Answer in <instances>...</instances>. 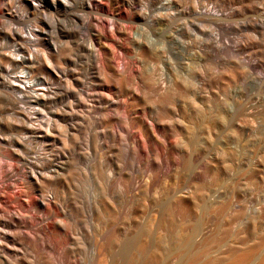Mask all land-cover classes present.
Segmentation results:
<instances>
[{
	"label": "rangeland",
	"instance_id": "rangeland-1",
	"mask_svg": "<svg viewBox=\"0 0 264 264\" xmlns=\"http://www.w3.org/2000/svg\"><path fill=\"white\" fill-rule=\"evenodd\" d=\"M2 1L3 0H0V7L1 3H4ZM6 1V7H10L11 5L13 6H11V8H6L4 6L5 10L0 8V15L3 14V16H0V18L3 19V22L0 19V42H2L0 43V48L3 52L4 49H10L8 46H10V43L12 44V41H14L12 38L20 40L23 38L22 40H25L26 42L27 40L25 37L27 36V32L38 27L42 32L39 36L35 35L37 38L39 37V48H45L48 50L50 48L49 44L51 41L52 43H56L59 50L54 52L57 59H45L41 62L38 69H36L37 72L33 69L32 70L34 72H31L32 70L30 68L25 65V67L22 66L24 71L26 69L29 74L31 72L30 76L32 75L31 77L34 80L39 79V77H47L50 81H54L55 83H53L56 86L57 83H59L57 86L58 88L55 87L54 95H50L52 98L49 96V100L48 97H46L47 100L44 99V102L42 99L37 100L36 102V99L31 97L28 98L27 95H24L21 99L12 103L4 98L6 96L2 90H0V97L4 96L3 98H0V138L6 137V139H9L20 136V133L17 132H21V134L24 133L25 130H23V127L30 122H33L34 118V122L38 119V121L41 120L38 122L40 125L43 118L45 119L46 117L47 119V117H50L51 119L53 115L50 113L48 114L46 112L47 110L45 111L46 108L43 109V107H49L50 102L52 103V106L49 108L52 107L54 109V106L57 109L62 108L60 110L58 109V116L52 117L56 120V123H54L55 121H52L53 119L51 120L52 132L50 129L48 133V140L50 141L51 139L50 143L48 140L45 142V140H40L37 136H35L36 138L32 136L34 139L32 137L30 138L32 139L30 144L33 146V143L35 142L34 147H37L39 151L42 149L43 154L46 150L47 154L45 153L46 155L44 156H46L47 160L51 161H47L50 164L46 162L45 165L52 168H58L56 173L57 175L54 174L53 178L55 179L61 176L60 179H64L65 181H63L67 183H65L61 189V197L63 194L62 198L65 201V203L63 201L65 208L64 206H56L57 209L54 207V212H57L55 214L58 217L60 216L59 220L63 230L60 231V234H54L49 232L50 222H41V226L42 224L46 225V227L43 225L42 228H44L46 232H49H47L48 236L45 235L46 241L44 240V243L49 242V244L45 243L47 246H45L46 248H43L44 251L43 249H41L42 251L37 249V251H39L37 252L35 250L37 247L35 246L40 244L39 241H35L36 243L29 241L31 244L28 242L29 246L22 255L25 258V264H89L91 263L90 259L92 258V249L93 247L96 248L99 242V237L96 236L97 234L100 235L101 239L102 237L104 239L108 236L107 240V237L105 238L106 243L111 242L108 240H111L112 238L115 241L117 240V242H115L116 245L113 241V244L117 248L121 241L126 238L129 233L133 232V229L130 227V223L133 221V218H131L133 214L131 213V208L135 205L134 203H138L135 205L138 206V208L144 207V209H146L144 210V214H148L149 211L148 208H145L146 205L150 207L149 205H153L158 201L163 202V200L164 202L166 201L168 206L170 205L171 209L169 207L168 210H174L170 211L172 214L175 212L173 215L167 210L171 216H175L177 213V217L179 216L178 219L181 220L180 214L178 213L179 211L177 210L179 209L180 213L185 212L186 217L184 214L183 216L187 219L185 220L182 218V220L184 219L188 224L196 218L200 220L199 222L202 225L212 224V229L210 230L211 233L207 232L202 234V236H195V245H202L201 247L205 249H216L218 246L224 247L225 245L228 247L229 243V246H234L235 244L238 246V243L235 242L240 237L243 242H246V231L249 232L251 230L254 231L255 235L263 237V244L261 248L263 249L262 253L264 254V0H179L181 6L185 7V9L182 10L181 15H177V17L174 15L173 19L172 17H165L162 20L156 19L154 21L148 19L147 22L129 24V27L127 24L124 34L119 32L121 27L119 0H91L92 6H94L91 10L83 4L84 0H67L71 3V6H69V3V7L58 1L54 8L48 7L46 4L47 0H43L42 7L38 11H34L29 8L30 5L27 4V2H30L31 0ZM155 1L156 0H139L136 2L138 4L140 3L139 5L141 8L149 10L150 12L153 11L152 13H154L161 6L159 0L156 1L157 3ZM18 8L19 10H17ZM206 8L211 9L214 14L218 15L201 16L200 14L195 15V12H193L194 10L200 12ZM15 11L19 14L17 13L16 15ZM92 11L94 12L93 15ZM11 12L12 15H9ZM22 12L24 14H21ZM10 16L14 17L10 19ZM19 17L21 19H19ZM124 18L126 19V17ZM35 19H38L36 21L37 23L35 22ZM32 23L36 24L38 27L35 28ZM11 26H13V28ZM8 27H10L9 29H12L9 30ZM44 27H46L47 30ZM94 29H96V31H94ZM16 30L18 31L17 33H15ZM7 31L8 34H6ZM87 31H89V33ZM20 32L21 34H19ZM16 34H18L20 38H18V35ZM174 34L175 36H178V38H176ZM82 35H84V37L86 36L84 39L85 42L89 41L92 45H95V49L98 50H96L97 53L101 56L100 58L102 61L100 60L101 63L99 65V71L93 69V63L95 62L93 57H91L89 50L78 43V38L83 37ZM162 35H164V40ZM15 36H17V38ZM167 37L170 39L167 40L168 43L165 41L168 39ZM6 38L10 43L6 41ZM177 39H181L180 42ZM4 41L5 43L7 42V45L3 43ZM26 44L28 45L29 43L26 42ZM96 44H99V47H96ZM142 45H149V47L153 49L158 48L162 49V51L165 50V56H167L172 62L174 61L172 64L169 60L170 65H174L175 63L174 66L176 68L168 70L166 65H163L162 62H157L153 59L147 58V56L140 50ZM166 46H174L175 48L173 49L171 47L172 49H169V47L167 48ZM30 47L34 46L30 45ZM179 47H183L180 50L184 53L178 50ZM132 49L137 51L139 54H137L139 59L136 61V64H139V66L141 65V67L144 68L148 64L152 65L153 63L152 66H155V71L153 70L154 74L151 72L152 75H134L128 74L125 71L126 58L132 53ZM170 50L175 51L172 52ZM171 55L174 57L176 56V61ZM177 56L183 57L178 58ZM172 57L174 59H172ZM3 58L5 57L2 55L1 60L6 61ZM179 59L180 61H178ZM152 60L155 63L150 62ZM46 61L49 62L47 63ZM3 62L1 61V66L3 65ZM156 63H158L157 65L159 66H157ZM5 64L6 62L2 67H0L5 68L7 66V64ZM160 68L163 69L160 70ZM20 69L21 67L15 68L12 72H17V70L19 71ZM171 70L174 71H172V74ZM156 71H158L159 74H157ZM116 72H119L120 76V81L118 82H116L113 78V74ZM166 72L168 74H166ZM176 72L178 76H176ZM45 73L48 74L46 75ZM160 73L162 74L160 75ZM180 73L181 76H179ZM165 75L167 77L169 76L172 87L166 91L167 94L166 92H155V95L153 89L150 90V88L153 87L151 85L152 82L148 81H152L154 78L158 79ZM173 76H176V78L174 77V79ZM144 77L145 80H148L145 81ZM58 78L60 79L57 80ZM53 79H56V81ZM180 79L182 80V85L184 86L182 89H184V91L181 88H179L180 90L177 88L178 82L175 80ZM135 81L137 82L136 85ZM129 82L132 83L133 86L129 85ZM101 83L104 87L102 90L99 88ZM129 87L132 89L134 88L132 90L134 91L132 92L133 95L128 89ZM135 89H137V91ZM174 89L178 90L176 91L178 94L174 93ZM126 91L128 93H126ZM179 91L181 92L179 93ZM14 92L18 94V90H15ZM94 94L97 95L96 98V95ZM153 94L155 97L152 96ZM174 94L176 96H174ZM99 96L102 98L99 99ZM108 96L114 101L109 99ZM159 97L161 100H158L161 103L157 102L158 100L155 99ZM5 99L6 102H4ZM32 101L33 103H31ZM40 101L42 102V106H40ZM29 104H32V107ZM34 105L38 106L35 107ZM12 106L16 109L18 108V111L21 110L19 114H17L18 111L16 109L11 108ZM137 106L139 108H137ZM141 106L143 107V110H141ZM26 108L29 109L25 110ZM115 108L119 109L115 110ZM123 108L125 110H122ZM41 109H43L45 114H43ZM120 109L123 112L120 111ZM22 111L24 113H22ZM116 111L118 114L119 112H122L119 115V121L116 120ZM35 112H39V114H36ZM26 114H29L28 117ZM123 114L130 119L132 118L133 120H136L134 121V124H132L133 127L131 124L130 127L133 129L136 126V131L138 132L134 131V129L133 131L136 132L137 135L138 133H141V141L142 139L145 141L148 137H150L149 139L151 140V145H149V139V141L146 140L147 142L142 141L141 143L143 147L145 145V147H148H144L146 151L145 149L142 150L139 148V145H135L130 142V139L126 137L125 133L120 131V116ZM141 117H143V119ZM147 118L150 119L148 120ZM23 120H25V122ZM140 120H143V124ZM22 122L24 124H21ZM44 122L45 121L43 120V123ZM139 124L145 126L146 128L141 127ZM149 124L151 126H155V128L151 127V130H148V128H150ZM137 126H139V128ZM17 127L20 128L17 130ZM114 128L119 130V135H116L114 137L115 139H111L114 135L111 129ZM139 129H141V131H139ZM144 129H146L147 133H144ZM147 130L150 133H148ZM158 132H160V134ZM161 132L165 133L161 134ZM13 133L18 135H13ZM40 133L41 132H39V134ZM50 133L52 137L50 136ZM39 134L36 133V135ZM147 134L151 135L147 136ZM165 136L168 138L166 139ZM157 138H160V143ZM53 139L54 141L52 142ZM152 139L157 143L154 142L155 144L153 145ZM163 140L164 142L166 140H170L171 142L166 141V145H164ZM40 141L41 144H39ZM44 142L46 144L43 146L42 144H44ZM146 143L149 144L147 145ZM161 144L163 145L161 146ZM41 145L44 148L41 147ZM176 145L179 146V148L177 146V150L174 149L176 148ZM4 147H6V145ZM49 147L53 150L51 151ZM61 147L63 148L61 149L62 151L59 149ZM164 147L165 149H162L161 151L160 149ZM150 148H152V150H150ZM131 151L135 152L131 153ZM144 151L146 153L149 152L148 155H146ZM152 151L155 152V154ZM56 152L58 154H56ZM59 152H63L64 154ZM149 154L152 158L149 157ZM160 154L161 159L159 157ZM61 155L66 158H61ZM49 156L53 160L49 159ZM172 157L174 158L172 159ZM153 158L158 159L154 160ZM162 158H165V162L168 163L167 166L166 163H163L164 159ZM66 159L67 161H65ZM51 163L54 164L52 165ZM64 163L66 166L68 163V166H63ZM69 164H71V166ZM4 165L6 166V169L11 167L9 164L8 167L7 163ZM57 165L61 166L59 167ZM163 165L164 168L166 167V170L163 168ZM158 166H160V169ZM60 169L64 170L61 171ZM129 169H132V171H129ZM69 170H71V173H69ZM146 170H150V175L155 173L153 175L155 180H152L154 179L152 176V178L150 176L147 177L149 174ZM145 171L147 172L145 173L147 175L144 174ZM151 171L153 172L151 173ZM60 173L65 174L63 176ZM129 173H131L133 179L135 178V181H139V184H137L138 187H136L133 192L131 191L132 193L123 189L125 188L124 185L127 182L126 180L131 177ZM69 175H71L70 179ZM116 181L118 182L117 186L119 184L120 187L115 186ZM152 182L153 185L156 184L153 187H151L152 185L149 186V183L151 184ZM123 183L124 185H122ZM162 183L165 184L162 185ZM2 184H0V187L4 186L3 190H5L3 197L7 199L8 197L10 198V196L14 195L13 193L16 192L15 185H11L13 187H7L6 183L3 181ZM161 185L165 187L162 188ZM101 186L103 189L105 188V193L102 191ZM149 188L151 189L149 190ZM165 190L169 192L165 194ZM106 192L108 193L106 194ZM113 192H115V194ZM124 192L129 193L127 202V194ZM4 194H6V196H4ZM28 195L31 198L28 197ZM103 195H105V197L110 195L107 196V201L111 206H113V208L109 206V203L105 205L107 202ZM114 195H116L115 198H119H117L119 204L116 202L115 198H113L114 200L111 199V196L114 197ZM131 195L132 197L129 199ZM26 196L29 198L27 199V203L29 202L28 204H30V201L32 203L33 193L28 190ZM102 196V200L105 198V201H103L104 203H102L99 198ZM133 198H137L139 201L141 200V205ZM134 200L136 202H134ZM154 200L157 201L155 202ZM182 200L183 202H181ZM112 201L114 202L112 203ZM143 201L146 205L145 203L143 204ZM115 202L119 205V207L114 204ZM124 202H126V204ZM129 202L130 205H128ZM102 204L103 206L105 205L106 210H104L105 207L103 209V206H101ZM107 205L111 208L108 209L112 212L116 211L115 208L118 207V209L116 212H111L112 214L109 215ZM114 205L117 207H114ZM122 205H125V207L123 206L122 208ZM94 206H97L96 208L98 209H103L101 210L102 216H99L101 219L105 216L102 219L103 224H105L104 221L108 218L107 215H109L108 219L110 220L106 221L103 229H106V227L110 224L112 225L113 222L110 223V221H112L111 216H117V212H119L117 216L118 218L114 217L119 220L116 222V219L113 217V221L115 220L113 224L115 225L112 226L116 227L117 224L120 227L117 226L118 228L116 227L115 230L110 225L107 227V232L105 229L102 230V226L95 221L99 217H96L97 210L95 208V212L93 209ZM181 207L185 209L187 207V209L184 211L183 208L180 209ZM91 208L93 210H91ZM181 210H183V212H181ZM90 211L92 214H89ZM151 212L152 211H150L149 214H151V217L154 218L156 214L154 211L152 213ZM93 214L96 219L92 216ZM89 217H92L91 220H94V222L97 223L95 225L98 226V229L96 227L94 228L97 233L95 235L96 237L93 236L94 231L92 232V230L87 227L86 222L90 219ZM177 217L175 216L171 220L178 221L176 220ZM188 218L191 220L190 222H188ZM98 221L101 223L100 219ZM107 222L109 225H107ZM109 228H111V230ZM187 228H185V231L182 232L183 234L181 233L182 236L188 233ZM99 232L104 233V235ZM112 232L117 233H113L115 235L114 236L113 234H110ZM107 233L115 238L111 237L110 239V236ZM66 234L68 236L65 239L64 237ZM171 234L173 236L170 235L171 237H169V241H172L173 244L170 242V245L172 244L173 246L176 245L178 240L175 238L174 231H172ZM62 238H64L67 242L66 245L60 242ZM95 238L98 240L96 243L93 242L96 241ZM91 239H93V241ZM32 242L34 244H38L34 245ZM113 244L112 242L109 244L107 243V245L110 246ZM30 245H33V248L31 246L32 249L30 248ZM133 252L134 246L130 248L124 257H118L116 263L133 264L130 262ZM10 254L15 256L16 252H8L9 256ZM175 255L176 258L175 256H169L166 263L179 264L180 261L182 263L184 262V259L180 258L181 256L179 254ZM178 255L180 256L179 258L177 257ZM201 255L202 258L199 257L201 261L197 259L196 261L190 263L198 264V262H202L204 256L203 253ZM0 259H2L0 260V264H3L4 261V264H12L10 259L8 260L11 263L7 261V257L4 255H0ZM157 260L158 258H156V262H149V264H158L159 262H157ZM178 260L180 261L178 262ZM186 262L187 260L183 264L189 263Z\"/></svg>",
	"mask_w": 264,
	"mask_h": 264
},
{
	"label": "bare ground",
	"instance_id": "bare-ground-1",
	"mask_svg": "<svg viewBox=\"0 0 264 264\" xmlns=\"http://www.w3.org/2000/svg\"><path fill=\"white\" fill-rule=\"evenodd\" d=\"M12 1V0H11ZM62 2L64 5L66 4L67 6L69 5V3L70 2H68L67 0H47V2H46V4H47V6L48 7H51V8H54V6L55 5H57L56 3L57 2ZM136 1H139V0H119V8H120V12H119V15H121V27H120V29H119V32L121 33V34H124L125 33V30H126V25L128 24V27L130 26L129 24H133V23H140V22H147V20L148 19H151L152 21H154V20H162L163 18H165V17H167V18H170V17H172V19L174 18V15H176V17H177V15H181V12H182V10H184L185 9V7H182L181 6V4H180V1L179 0H159L160 1V8L156 11V12H154V13H152V12H150L149 10H145L144 8H141V6L136 2ZM156 1H158V0H156ZM155 1V2H156ZM2 2H4L3 4L1 3V7L0 8H2V10H5V8H4V6L5 5H7V1L6 0H3ZM27 2V1H26ZM12 3V2H11ZM83 3V2H82ZM157 3V2H156ZM159 3V2H158ZM27 4H29L30 6H29V8H31L32 10H34V11H38V10H40L41 9V7H42V4H43V0H34V1H30V2H27ZM83 4H85V6L88 8V9H92V7H94V6H92V1L91 0H84V3ZM11 5V4H10ZM19 5V4H18ZM45 5V4H44ZM63 5V6H64ZM94 5V4H93ZM11 6H13V5H11ZM11 6L9 7H6V8H11ZM16 6V5H15ZM20 6V5H19ZM26 6V5H25ZM46 6V7H47ZM69 6H71V3H70V5ZM68 6V7H69ZM81 6V5H80ZM17 7V6H16ZM27 7H28V5H27ZM66 7V6H65ZM67 7V8H68ZM66 8V9H67ZM96 8V7H95ZM15 9V8H14ZM43 9V8H42ZM45 9V8H44ZM1 10V9H0ZM10 10V9H9ZM17 10H19V8L17 9ZM27 10H28V8H27ZM31 10V11H32ZM48 10V9H47ZM46 10V11H47ZM155 10V9H154ZM7 11V10H6ZM11 11H13V10H11ZM33 11V12H34ZM44 11V10H43ZM94 11V10H93ZM92 11V12H93ZM1 12V11H0ZM9 12V11H8ZM16 12V11H15ZM24 12V11H23ZM21 13V14H24V13ZM85 12V11H84ZM89 12H91V11H89ZM88 12V13H89ZM95 12V11H94ZM94 12L92 13V15L94 14ZM193 12H195V15H197V14H200L201 16H209V15H213V16H216V15H218V14H214L212 11H211V9H209V8H206V9H204L203 11H200V12H197L196 10H194ZM192 12V13H193ZM3 13V12H2ZM14 13V12H13ZM17 13L18 12H16V15H17ZM43 13V12H42ZM46 13V12H45ZM19 14V13H18ZM162 14V15H161ZM2 16H3V14H1ZM0 15V16H1ZM9 15H12V12L9 14ZM28 15H30V14H28ZM5 16V15H4ZM27 16V15H26ZM49 16V15H48ZM6 17V16H5ZM4 17V18H5ZM12 17H14V16H12ZM11 16H10V19L12 18ZM18 17V16H17ZM28 17V16H27ZM45 17H46V14H45ZM89 17V16H88ZM124 17H126V19L124 18ZM182 17V16H181ZM180 17V18H181ZM9 18V17H8ZM7 18V19H8ZM15 18H16V16H15ZM23 18V17H22ZM91 18V17H90ZM1 19V18H0ZM19 19H21L20 17H19ZM25 19V18H24ZM41 19V18H40ZM93 19V18H92ZM91 19V20H92ZM3 19H1V21H2ZM17 20V19H16ZM16 20H14V21H16ZM23 20V19H22ZM38 20V19H37ZM36 19H35V22L37 21ZM167 20V19H166ZM174 20H176V19H174ZM179 20V19H178ZM41 21H42V19H41ZM40 21V22H41ZM44 21V20H43ZM3 22V21H2ZM33 22V21H32ZM181 22V21H180ZM260 22V21H259ZM37 23V22H36ZM156 23V22H155ZM261 23V22H260ZM33 24V26L36 28V27H38V26H36V24H34V23H32ZM262 24V23H261ZM93 25V24H92ZM40 26V25H39ZM96 26V25H95ZM178 26V25H177ZM12 28H13V26H11ZM42 27V26H41ZM91 27V26H90ZM181 27V26H180ZM179 27V28H180ZM10 27H8V29H9ZM11 28V29H12ZM30 28V27H29ZM44 28H46V27H44ZM49 28H50V26H49ZM96 28V27H95ZM7 29V30H8ZM11 29H9V30H11ZM89 29V28H88ZM88 29H86V30H88ZM181 29V28H180ZM8 30V31H9ZM18 30V29H17ZM16 30V32L15 33H17L18 31ZM45 30V29H44ZM46 30H47V28H46ZM46 30H45V32H46ZM91 30V29H90ZM183 30V29H182ZM8 31H7V33L6 34H8ZM28 31V30H27ZM94 31H96V29H94ZM5 32V31H4ZM10 32V31H9ZM88 33H89V31H87ZM178 32V31H177ZM181 32V31H180ZM13 33H14V31H13ZM40 33H42L41 32V29L38 27V28H36V29H34V30H29L28 32H27V36L25 37L26 38V42L27 43H29L28 45L26 44V42H25V40L23 41L22 39L20 40V39H15V38H12V40L14 39V41H12V44L7 40V38H6V41H8L9 43H10V46H8V48L10 47V49L9 50H7V49H4V52L1 50V48H0V60H1V56L3 55L5 58H3V59H5L6 61H4V60H1L2 62H3V65H4V63L6 62V64H7V66L5 67V68H1L0 67V90H2V92L5 94V96L6 97H4V98H6L9 102H12V103H14V102H16V101H18V99H21L24 95H27L28 96V98L29 97H31V98H33V99H36L35 101L37 102V100H40V99H42L43 100V102H44V99H46V97H48V100H49V98L51 97L52 98V96H50V95H54V91H55V87H57L58 86V84L59 83H57V86L52 82V80L50 81L47 77H44V78H41V77H39V79H36V80H34L31 76H30V74H31V72H34L33 70H35L36 71V69H38V67L40 66V64H41V62H43L45 59H53V60H55V59H57V56L54 54V52H56L57 50H58V47H57V45H56V43L54 42V43H52L51 41H50V44H49V49L48 50H46L45 48H39V45H38V38L35 36V35H38L39 36V34ZM48 33H49V31H48ZM9 34H11V33H9ZM19 34H21V32L19 33ZM177 34V33H176ZM16 35H18V34H16ZM44 35V34H43ZM95 35V34H94ZM180 35H181V33H180ZM179 35V37L181 38V36ZM9 36V35H8ZM14 36V35H13ZM24 36V35H23ZM83 37H84V35H82ZM163 36V40H164V35H162ZM173 36V35H172ZM172 36H171V38H172ZM174 36H175V34H174ZM173 36V37H174ZM12 37V36H11ZM16 38H17V36H15ZM49 37V36H48ZM83 37H79L78 38V43L79 44H81V45H83V47H85V48H87L88 50H89V52H90V55H91V57H93V60H94V62L95 63H93L94 64V68L93 69H95V70H97V71H99V65H100V60L102 61V59L100 58L101 56L97 53V49H95V45H92V43L91 42H85V37L83 38ZM176 38H178V36H175ZM183 37V36H182ZM18 38H20L19 37V35H18ZM168 38V37H167ZM9 39V38H8ZM43 39H45V38H43ZM48 39V38H47ZM88 39V38H87ZM86 39V40H87ZM184 39V38H183ZM183 39H182V42H183ZM10 40V39H9ZM50 40V39H49ZM52 40V39H51ZM90 40H92V39H90ZM167 40H170L169 38L168 39H166L165 41L167 42ZM174 40V39H173ZM178 40V39H177ZM181 40V39H180ZM180 40H178L179 42H180ZM11 41V40H10ZM48 41V40H47ZM98 41H99V38H98ZM97 41V42H98ZM177 41V42H178ZM175 42H176V39H175ZM0 43H2V42H0ZM3 43H5V41L3 42ZM7 43V42H6ZM5 43V44H6ZM96 43V42H95ZM94 43V44H95ZM102 43V42H101ZM137 43H138V41H137ZM168 43V42H167ZM166 43V44H167ZM169 43H171V42H169ZM184 43H185V41H184ZM184 43H182V44H184ZM100 44V43H99ZM99 44L96 46V47H99ZM139 44V43H138ZM165 44V43H164ZM174 44V43H173ZM173 44H169V45H173ZM176 44V43H175ZM179 44H181V43H179ZM1 45V44H0ZM7 45V44H6ZM5 45V46H6ZM9 45V44H8ZM30 45L31 46H34V47H30ZM103 45V44H102ZM178 45V44H177ZM185 45V44H184ZM4 46V47H5ZM79 46V45H78ZM165 46V45H164ZM176 46V45H175ZM61 47V46H60ZM64 47V46H63ZM80 47V46H79ZM100 47H101V45H100ZM138 47H139V45H138ZM161 47V46H160ZM159 47V48H160ZM167 47V46H166ZM166 47H164V48H166ZM169 47V46H168ZM167 47V48H168ZM173 49L175 48L174 46H171ZM171 47H169V49L171 48ZM184 47V46H183ZM183 47H181V48H183ZM6 48H7V46H6ZM81 48V47H80ZM166 48V49H167ZM171 48V49H172ZM177 48V47H176ZM180 47H179V49L178 50H180L181 49ZM3 49V48H2ZM61 49V48H60ZM99 49V48H98ZM7 50V51H6ZM63 50H64V48H63ZM62 50V51H63ZM97 50V51H96ZM100 50V49H99ZM133 50V49H132ZM140 50L142 51V53H144L146 56H147V58H149V59H153L154 61H159V62H162L163 63V65L165 64L166 65V68L168 69V70H170L171 68H176L174 65H175V63H174V65H170V63H169V60L170 59H168V57L167 56H165V54H164V52H166L165 50L164 51H162V49H153V48H151V47H149V45L148 46H144V45H142L141 47H140ZM139 50V51H140ZM176 50V49H175ZM175 50H173V51H175ZM182 50H184V49H182ZM2 51V52H1ZM6 51V52H5ZM59 51V50H58ZM168 51V50H167ZM170 51H172V50H170ZM172 51V52H173ZM177 51V50H176ZM181 51V50H180ZM181 52H183V51H181ZM180 52V53H181ZM59 53V52H58ZM63 53V52H62ZM174 53H176V52H174ZM184 53V52H183ZM137 51H135V50H133L132 51V53L130 54V55H128L127 56V58H126V65H125V71L128 73V74H134V75H148V74H151V72L153 73V70H154V68H155V66H152L153 65V63H152V65H149L148 63H150V62H154L153 60L152 61H150V62H148L147 64V66L146 67H144V68H142L141 67V65L139 66V64H136V61H138V56H137ZM173 54V53H172ZM139 55V54H138ZM142 55V54H141ZM144 55V56H145ZM167 55V54H166ZM175 55V54H174ZM180 55V54H179ZM182 55H185V54H182ZM171 56H173V55H171ZM142 57V56H141ZM174 57V56H173ZM172 57V59H174L175 58V61H176V56L173 58ZM178 57V56H177ZM179 57H183V56H179ZM178 57V58H179ZM147 58H146V60H147ZM145 59V58H144ZM181 59V58H180ZM180 59L178 60V61H180ZM143 60V59H142ZM1 61H0V63H1ZM148 61V60H147ZM47 62V61H46ZM49 62V61H48ZM47 62V63H48ZM143 62V61H142ZM141 62V63H142ZM170 62H172L171 60H170ZM174 62V61H173ZM173 62H172V64H173ZM155 63V62H154ZM5 64V65H6ZM158 63H156V65H157ZM160 64V63H159ZM182 64V63H181ZM262 64V63H261ZM27 66L28 68H30L32 71L30 72V74L26 71V69H25V71L23 70V68H22V66ZM48 65V64H47ZM180 65V64H179ZM24 66V67H25ZM157 66H159V65H157ZM156 66V67H157ZM172 66H174V67H172ZM18 67H21V69L18 71L17 70V72H12V70H14L15 68H18ZM55 67V66H54ZM163 67V66H162ZM163 69V68H162ZM161 68H160V70H162ZM165 69V68H164ZM178 69V68H177ZM180 69V68H179ZM174 70V69H173ZM173 70H171V74H172V71ZM181 70V69H180ZM155 71V70H154ZM182 71V70H181ZM37 72V71H36ZM48 72V71H47ZM157 72V74H159L158 73V71H156ZM155 72V73H156ZM174 72V71H173ZM178 72V71H177ZM177 72H176V76H178L177 75ZM50 73V72H49ZM162 73H163V71H162ZM162 73H160V75L162 74ZM183 73V72H182ZM46 74V73H45ZM48 74V73H47ZM46 74V75H47ZM51 74V73H50ZM98 74H100V73H98ZM154 74V73H153ZM166 74H168L167 72H166ZM97 75V74H96ZM152 75V74H151ZM183 75V74H182ZM112 76V75H111ZM150 76V75H149ZM176 76H173V78L175 77L176 78ZM179 76H181V73H180V75ZM148 77V76H147ZM150 77H152V76H150ZM149 77V79L151 80V78ZM156 77V76H155ZM158 77H159V75H158ZM38 78V77H37ZM113 78H114V80L116 81V82H118V81H120V76H119V72H116V73H114L113 74ZM174 78V79H175ZM60 78H58L57 80H59ZM186 79V78H185ZM53 80H55L56 81V79H53ZM139 80V79H138ZM144 80H145V77H144ZM148 80V79H147ZM147 80H145V81H147ZM176 82H178V90H180L179 88H183L184 86L182 85V80L180 79V80H175ZM60 82V81H59ZM133 82H134V80H133ZM139 82V81H138ZM148 82H152L151 83V85L153 86H151L152 88H150V90L151 89H153V92H154V94H155V92L156 93H163V92H166L168 89H170L172 86V84H171V82H170V78H169V76L167 77L166 75L165 76H162V77H160V78H158V79H153L152 81H148ZM173 82V81H172ZM130 83V82H129ZM136 81H135V85H136ZM141 83V82H140ZM140 83H138V84H140ZM146 83V82H145ZM142 84V83H141ZM129 85H132L133 86V84L132 83H130ZM135 85H134V87H135ZM138 86V85H137ZM186 86V85H185ZM117 87V86H116ZM58 88V87H57ZM101 90L102 89H104V87H103V85H102V83L100 84V87H99ZM98 88V89H99ZM131 87H129L128 89L131 91V94L133 95V93L132 92H134V91H132L133 89L131 88ZM138 89H139V87H138ZM148 89H149V87H148ZM17 91L18 90V94L17 93H15L14 91ZM136 91H137V89H135ZM175 90V89H174ZM178 90H175V94H178V93H176V91H178ZM183 91H184V89H182ZM181 90V91H182ZM185 90H186V88H185ZM181 91H179V93L181 92ZM149 92V91H148ZM126 93H128L127 91H126ZM150 93H151V91H150ZM173 93V92H172ZM97 94V93H96ZM96 94H94V95H96ZM130 94V95H131ZM154 94L152 95V96H154ZM165 94V93H164ZM163 94V95H164ZM166 94H167V92H166ZM174 94V96H176ZM99 95H100V93H99ZM156 95V94H155ZM1 96H2V93H1ZM26 96V97H27ZM50 96V97H49ZM93 96V95H92ZM129 96V95H128ZM159 96V95H158ZM178 96V95H177ZM3 97H0V98H3ZM53 97H55V96H53ZM97 97V95L95 96V98ZM109 97V96H108ZM155 97V96H154ZM157 97V96H156ZM25 98V97H24ZM23 98V99H24ZM99 99H101L102 97H98ZM6 99H5V101L4 102H6ZM22 99V100H23ZM32 99V100H33ZM93 99H94V97H93ZM109 99H111L112 101H114L112 98H110L109 97ZM155 99H160V97L159 98H155ZM25 100V99H24ZM41 100V101H42ZM47 100V99H46ZM52 100V99H51ZM95 100V99H94ZM156 100V101H157ZM161 100V99H160ZM7 101V102H8ZM27 101L29 102V100L27 99ZM31 101V100H30ZM39 102L40 104L42 103V102ZM164 101V100H163ZM26 102V101H25ZM50 102V101H49ZM157 102H159V100L157 101ZM20 103V102H19ZM31 103H33V101L31 102ZM45 103H47V102H45ZM105 103H106V101H105ZM159 103H161V102H159ZM17 104V103H16ZM15 104V105H16ZM24 104H28V103H24ZM36 104H38V103H36ZM81 104V103H80ZM13 105V104H12ZM30 105V104H29ZM39 105V104H38ZM37 105V106H38ZM47 105V104H46ZM10 106V105H9ZM14 106V105H13ZM11 107L12 109H16L15 107ZM20 106V105H19ZM31 107H32V104L30 105ZM29 106V107H30ZM35 107H37L36 105H34ZM40 106H42V104L40 105ZM39 106V107H40ZM50 106H52V103L50 102ZM49 106V107H50ZM27 107V106H26ZM49 107H43V109L44 108H46L45 109V111L49 114H51V115H53V116H58V114H59V110L60 109H62V108H55V106H54V109L52 108H49ZM136 107V106H135ZM125 108V107H124ZM122 109V110H125V109ZM129 108V107H128ZM137 108H139L138 106H137ZM141 108V110H143L142 108V106L140 107ZM24 109V108H23ZM29 109V108H28ZM27 108L25 109V110H28ZM35 109V108H34ZM43 109H41V111L43 112ZM117 109H119V108H115V110H117ZM17 111H18V108L16 109ZM33 110V109H32ZM37 110H40V109H37ZM37 110H35V111H37ZM114 110V109H113ZM121 109H120V111H122ZM130 110V109H129ZM137 110V109H136ZM140 110V109H139ZM138 110V111H139ZM17 111H16V113H17ZM21 111V110H20ZM20 111H18V113L17 114H19V112ZM127 111H128V109H127ZM123 112V111H122ZM122 112H119V114L117 113V111L115 112V113H117V119L116 120H118L119 121V115H120V113H122ZM14 113V112H13ZM22 113H24L23 111H22ZM27 113V112H26ZM36 114H39V112L37 113V112H35ZM46 113V114H47ZM127 113V112H126ZM141 113V112H140ZM143 113V112H142ZM31 114H33V113H31ZM36 114H35V116H36ZM43 114H45L44 112H43ZM43 114H40V115H43ZM61 114H63V113H61ZM66 114V113H65ZM134 114V113H133ZM25 115V114H24ZM23 115V116H24ZM27 115V117H28V115L29 114H26ZM34 115V114H33ZM50 115V116H51ZM112 115H113V113H112ZM140 115V114H139ZM31 116V115H30ZM39 116V115H38ZM47 116H49V115H47ZM52 116V117H53ZM64 116V115H63ZM137 116V115H136ZM145 116V115H144ZM22 117V116H21ZM20 117V118H21ZM25 117V116H24ZM42 117V116H41ZM51 117V119H50V117H47V119H46V117H45V119L43 118V120L45 121L44 123H43V120H42V123H43V126H42V123H41V125L38 123V122H40V121H35L34 122V120H35V118H34V120H33V122H30L29 124H27V125H25L24 127H23V130H25L24 131V133H22L21 134V132H17V133H20V136H16V138H9V136H8V138L9 139H6V137L5 138H0V184H2V181L3 182H5L6 183V185H7V187H9V186H11V185H15V188H16V192H14L13 194L14 195H12V196H10V198L8 197L7 199L5 198V197H3V193H4V191L5 190H3V187H0V255H4V256H6L7 257V261L8 262H12V264H25V261H24V257L22 256L23 254H24V251L25 250H27V248H28V244L30 243L29 241H33V242H37V240L39 241V243L40 244H34L33 242V244L34 245H37V246H35V247H37V248H35V250L37 251V249L39 250V251H42L41 249H43L45 246H47V244H45V243H48L49 244V242H45L44 243V240H45V235L46 236H48L47 234L49 233V232H52V233H54V234H60V231L61 230H63V227H62V225H61V223H60V220H59V217L55 214V213H57V212H54V207L57 209V207H63L64 206V208H65V205H64V203H65V201H64V199L62 198L63 197V194H62V197H61V192H62V188H63V186L65 185V183L66 182H64L62 179H60L61 178V176H59V178H53V175L54 174H56L57 173V169L58 168H52V167H48V165H45V163L47 162V161H51V160H47V158H46V156H44V155H46L47 153H46V150H45V153L43 154L42 153V149H40L41 151H39L38 150V148L37 147H34V143H33V146L30 144V141L32 140V139H30L32 136L33 137H35V136H37V137H39V139L40 140H45V142L48 140V133H49V131H50V129H51V120L53 119ZM60 117H62V116H60ZM138 117V116H137ZM136 117V118H137ZM26 118V117H25ZM24 118V119H25ZM55 118V117H54ZM142 119H143V117H141ZM59 119V118H58ZM61 119V118H60ZM120 122H121V127H120V131L121 132H124L125 133V135H126V137H128V139H130V142H132V143H134L135 145H139V148H141L142 150H144L145 148H148V147H143L142 145H141V143H142V141H144L143 139H142V141L140 140L141 139V136H140V134L141 133H138V135H137V133L136 132H138V131H136L137 130V128H136V126H135V128H133L134 129V131H136V132H134L133 131V129L130 127V124H131V126H132V124H134V121H136V120H133L132 118L130 119V118H128L126 115H121L120 116ZM139 119H140V117H139ZM148 119V118H147ZM150 119V118H149ZM148 119V120H149ZM26 120V119H25ZM25 120H23L24 122H25ZM29 120H30V118H29ZM64 120V119H63ZM147 120V121H148ZM21 121H22V119H21ZM31 121V120H30ZM52 121H55L54 123H56V120L55 119H53ZM65 121V120H64ZM141 121V120H140ZM143 121V120H142ZM141 121V122H142ZM146 121V120H145ZM29 122V121H28ZM151 122H153V121H151ZM137 123V122H136ZM140 123V122H139ZM148 123V122H147ZM150 123V122H149ZM18 124H19V122H18ZM21 124H24L23 122L21 123ZM142 124H143V122H142ZM146 124V123H145ZM144 124V125H145ZM154 124V123H153ZM158 124V123H157ZM14 125V124H13ZM13 125H11V126H13ZM20 125V124H19ZM53 125V124H52ZM71 125V124H70ZM74 125V124H73ZM139 125H141V124H139ZM150 125V124H149ZM21 126H23V125H21ZM55 126V125H54ZM54 126H53V128H54ZM159 126V125H158ZM15 127V126H14ZM133 127V126H132ZM138 128H139V126H137ZM141 127H145V126H143V125H141ZM140 127V128H141ZM151 127H154L155 128V126H151L150 125V128H148V130L150 129L151 130ZM9 128V127H8ZM18 128H20V127H17V130H18ZM22 128V127H21ZM146 128V127H145ZM157 128V127H156ZM15 129V128H14ZM13 129V130H14ZM42 129V130H41ZM153 129V128H152ZM112 131H113V136H112V138L111 139H115L114 137L116 136V135H119V130L118 129H116V128H114V129H111ZM143 130V129H142ZM145 130V132L144 133H147L146 132V129H144ZM147 130V131H148ZM158 130H159V127H158ZM15 131V130H14ZM54 131V130H53ZM139 131H141V129H139ZM155 131V130H154ZM154 131H153V133H154ZM163 131V130H162ZM23 132V131H22ZM39 132H41L40 134H39ZM51 132H52V129H51ZM15 133V132H14ZM13 133V135H18V134H14ZM30 133V134H29ZM36 133H38L39 135H36ZM148 133H150L149 131H148ZM152 133V132H151ZM156 133V132H155ZM159 134H160V132H158ZM162 133H165V132H161V134ZM12 134V133H11ZM110 134V135H111ZM159 134H158V137H159ZM149 134H147V136H148ZM151 135V134H150ZM149 135V136H150ZM153 135V134H152ZM157 135V134H156ZM156 135H154V136H156ZM50 136H51V133H50ZM163 136V135H162ZM4 137V136H3ZM11 137V136H10ZM13 137H15V136H13ZM32 137V138H33ZM52 137V136H51ZM111 137V136H110ZM145 137V136H144ZM143 137V138H144ZM153 137V136H152ZM157 137V136H156ZM166 137V136H165ZM36 138V137H35ZM53 138H55V137H53ZM118 138V137H117ZM150 137H148L146 140L147 141H149L150 139H149ZM155 138V137H154ZM160 138H161V136H160ZM160 138L158 139V142L159 141H161L160 140ZM168 137H166V139H167ZM34 139V138H33ZM38 139V138H37ZM149 139V140H148ZM164 139V138H163ZM63 140V139H62ZM144 141V142H147V141ZM155 140H156V138H155ZM165 140V139H164ZM164 140H163V144L164 145H166L165 144V142L166 141H168V140H166L165 142H164ZM49 141V140H48ZM50 141H51V139H50ZM50 141H49V143H50ZM54 141V139L52 140V142ZM139 141H140V143H139ZM152 141H153V139H152ZM157 141V140H156ZM156 141H153V145L155 144L154 142H156ZM170 141V140H169ZM168 141V142H169ZM33 142V141H32ZM43 142V141H42ZM44 142V144H42L43 146L46 144ZM167 142V143H168ZM171 142V141H170ZM131 143V144H132ZM157 143V142H156ZM160 143V142H159ZM6 145V147H4L5 145ZM39 144H41V141H40V143ZM53 144V143H52ZM145 144V143H144ZM147 145L149 144V143H146ZM163 144H161V146L163 145ZM41 145V147H43ZM133 145V144H132ZM149 145H151V140H150V144ZM170 145V144H169ZM37 146H39V145H37ZM49 146V145H48ZM157 146H158V144H157ZM160 146V147H161ZM171 146V145H170ZM177 146L178 145H176L175 147L176 148H174V149H176L177 150ZM53 147H55V146H53ZM52 147V148H53ZM67 147V146H66ZM136 147V146H135ZM154 147H156V146H154ZM172 147V146H171ZM40 148V147H39ZM44 148V147H43ZM47 148V147H46ZM50 148V147H49ZM136 148H138V147H136ZM138 148V149H139ZM178 148H179V146H178ZM48 149V148H47ZM51 149V148H50ZM58 149V148H57ZM60 150L61 149H63L62 147L61 148H59ZM159 149V148H158ZM162 149H165V147L164 148H161L160 150L162 151ZM53 149H51V151H52ZM134 150V149H133ZM150 150H152V148H150ZM175 150V151H176ZM48 151V150H47ZM62 151V150H61ZM145 151H146V149H145ZM144 151V152H145ZM159 151V150H158ZM49 152V151H48ZM53 152H55V151H53ZM58 152V151H57ZM56 152V154H58ZM135 151H131V153H134ZM142 152V151H141ZM143 152V153H144ZM153 152V151H152ZM152 152H151V155H152ZM51 153V152H50ZM59 153H62V154H64L63 152H59ZM146 153V152H145ZM149 153V152H148ZM148 153H146V155H148ZM154 154H155V152H153ZM161 153V152H160ZM49 154V153H48ZM55 154V153H54ZM53 154V155H54ZM55 154V155H56ZM159 154V153H158ZM50 155V154H49ZM60 155V154H59ZM151 155L149 154V157L150 158H152L153 157V155H152V157H151ZM58 156V155H57ZM56 156V157H57ZM62 157L61 158H64L63 157V155H61ZM155 156V155H154ZM48 157V156H47ZM50 157V156H49ZM156 157H158V156H156ZM160 159H161V154H160ZM66 158V157H65ZM174 157H172V159H173ZM49 159H52L51 157L49 158ZM154 160L156 159H158V158H153ZM162 159H164V162L163 163H166L165 161V158H162ZM53 160V159H52ZM58 160V159H57ZM64 160V159H63ZM152 160V159H151ZM175 160V159H174ZM59 161V160H58ZM61 161V160H60ZM65 161H67V159L65 160ZM159 161V160H158ZM162 161V160H161ZM160 161V162H161ZM12 162V163H11ZM155 162V161H154ZM157 162V161H156ZM5 163H7V165L9 164V165H11V167H9V165H8V167L10 168H8V169H6L5 167ZM48 163V162H47ZM66 163V162H65ZM65 163L63 164V166L65 165ZM158 163V162H157ZM170 163V162H169ZM172 163V162H171ZM48 164H50V163H48ZM52 165L54 164V163H51ZM61 164V163H60ZM167 164L168 163H166V166H167ZM70 166H71V164H69ZM170 165V164H169ZM47 166V167H46ZM57 166H61V165H57ZM66 166V165H65ZM67 166H68V163H67ZM66 166V167H67ZM69 166V167H70ZM162 166V165H161ZM64 168V167H63ZM158 168L160 169V166H158ZM162 168V167H161ZM163 168H164V165H163ZM62 169V168H61ZM60 169V170H61ZM65 169V168H64ZM63 169V170H64ZM149 169V168H148ZM158 169V170H159ZM165 170H166V167L164 168ZM169 169V168H168ZM63 170H61V171H63ZM66 170V169H65ZM132 171V169H129V171ZM144 171V170H143ZM147 171V170H146ZM144 172V174L145 173H147L148 172V174H149V171L150 170H148L147 172ZM67 172V171H66ZM65 172V173H66ZM153 171H151V173H152ZM162 172V171H161ZM64 173V174H65ZM68 173V172H67ZM66 173V174H67ZM69 173H71V170H69ZM68 173V174H69ZM59 174V173H58ZM60 174H62V173H60ZM64 174H62L63 176H64ZM130 175H131V173H129ZM155 173H153V175H154ZM157 174H158V172H157ZM57 175V174H56ZM129 175V176H130ZM145 175H147V174H145ZM153 175H147V177H154ZM162 175V174H161ZM67 176V175H66ZM70 176L71 175H69V179H70ZM134 176V175H133ZM155 176H157V175H155ZM55 177V176H54ZM57 177V176H56ZM142 177V176H141ZM151 177V178H152ZM161 177V176H160ZM127 178V177H126ZM162 178H163V176H162ZM67 179V178H66ZM128 179V178H127ZM137 179V178H136ZM143 179H144V177H143ZM150 179V178H149ZM140 180V179H139ZM151 180V179H150ZM152 180H155V177H154V179H152ZM160 180H164V179H160ZM127 182L125 183V185H124V183L122 184V185H124L125 186V188H123L122 187V185H121V187L124 189V190H126V191H128V192H133L135 189H136V187H138V185L137 184H139L138 182L139 181H135V178L133 179L132 178V175H131V177L128 179V180H126ZM125 182V181H124ZM154 182V181H153ZM153 182L150 184L149 183V186L150 185H152L151 187H153L154 185H156V184H154L153 185ZM161 182V181H160ZM117 181H116V185L115 186H117ZM120 183V182H119ZM159 183V182H158ZM67 184V183H66ZM146 184H148V183H146ZM165 184V183H164ZM163 183H162V185H164ZM2 185H4V184H2ZM5 185V186H6ZM98 185V184H97ZM161 185V186H162ZM118 186H119V184H118ZM117 186V187H118ZM146 186V185H145ZM148 186V185H147ZM157 186H158V184H157ZM11 187H13V186H11ZM120 187V186H119ZM163 187H165V186H162V188ZM147 188V187H146ZM158 188V187H157ZM167 188H169V187H167ZM171 188V187H170ZM65 189V188H64ZM101 189H102V191H104V193H105V188L103 189V187L101 186ZM118 189V188H117ZM117 189H116V191H117ZM121 189V188H120ZM151 188H149V190H150ZM160 189H161V187H160ZM6 190H7V188H6ZM28 190H30L32 193H33V201H32V203H31V199L30 200H28V201H30V204H28L27 203V199H29L28 197H30L29 195H28V197L26 196V194H27V191ZM107 190V189H106ZM122 190V189H121ZM118 191H119V189H118ZM117 191V192H118ZM160 191H162V190H160ZM164 191V190H163ZM166 191V190H165ZM7 192V191H6ZM5 192V193H6ZM122 192H123V190H122ZM131 192V193H132ZM169 192V191H168ZM167 191H166V193L165 194H167L168 193ZM11 193V192H10ZM9 193V194H10ZM63 193H64V191H63ZM103 193V194H104ZM108 192H106V194H107ZM114 194H115V192H113ZM125 194H127V198H126V202H127V200H128V195H129V193H126V192H124ZM162 193V192H161ZM7 194V193H6ZM6 194H4V196H6ZM117 194V193H116ZM32 195V194H31ZM113 195V194H112ZM104 197H105V195H103ZM103 196L102 197H99L100 199H101V201H102V203H104L103 201H105V198H106V202L107 203H105V205L106 204H108L109 202L107 201V196H110V195H107L105 198H104V200H102L103 199ZM118 196H119V193H118ZM126 196V195H125ZM112 198L111 199H113V198H115L116 197V195H114V197L113 196H111ZM131 197H132V195L130 196V198L129 199H131ZM138 197V196H137ZM31 198V197H30ZM108 198H110V197H108ZM118 198V197H117ZM117 198H115L116 199V202L118 203V200H117ZM61 199H63V200H61ZM110 199V200H111ZM119 199V198H118ZM133 199H135V198H133ZM109 200V201H110ZM114 200V199H113ZM125 200V199H124ZM135 200H137V198L135 199ZM134 200V202H136ZM167 200V199H166ZM63 201H64V203H63ZM69 201V200H68ZM138 202H139V204L141 203L139 200H137ZM151 201V200H150ZM155 201V200H154ZM153 201V202H154ZM157 201V200H156ZM155 201V202H156ZM180 201V200H179ZM100 202V201H99ZM98 202V203H99ZM114 201H112V203H113ZM116 202L114 203V204H116ZM126 202H124L125 204H126ZM153 202H152V204H153ZM159 202V201H158ZM157 202V203H158ZM181 202H183V200L181 201ZM111 203V204H112ZM123 203V204H124ZM137 203V202H136ZM136 203H134L135 205H136ZM145 202L143 201V204H144ZM157 203H155V204H153V205H149L150 207H148L147 205H146V203H145V205H146V207L145 208H148V211L150 212V211H154L155 212V214H156V216H154V218H152L151 217V214H149V212H148V214H144L145 213V211L144 210H146V209H144V207L142 208H138V206H133V202H132V206H130V207H132L131 208V213H133L132 214V217H131V213L129 214L130 215V217L131 218H133V221H132V223H130V227L133 229V232H131V233H129V235L126 237V238H124L122 241H121V243L119 244V246L116 248V243L115 242H117V240L115 241L113 238V240L111 239V237H114L115 235L113 234V233H117V232H112V233H110L111 235L113 234L114 236H110V234L109 233H107L109 236H110V239L111 240H108V241H111L112 242V244H113V241H114V244L112 245V246H110V245H107V243L109 244V243H111V242H107L106 243V241H105V238H106V240L108 239V236H104L105 238L103 239V237H102V239H101V237H100V235H98L96 232H95V230L96 229H94L95 227L97 228L98 226H96L95 224H97V223H95L94 222V220H91V218L90 219H88L87 220V222H86V224H87V227L88 228H90L91 230H92V232L94 231V237H96V236H98L99 237V239H98V237H97V239L99 240V242H98V244H97V247L95 248V247H93V251H92V258L90 259L91 260V263H89V264H120V263H116V260H117V258L119 257H124L127 253H128V251L130 250V248H132L133 246H134V252H133V256H132V259L130 260V262H132L133 264H149V262H152V263H154V262H156V258H158V260H157V262H159L158 264H167L166 262L168 261V257L169 256H175V258H176V255L175 254H179L177 257L179 258H183L184 259V262L187 260V262H194V261H196L197 259H199V257H201L202 258V253H203V256H204V258L202 259V262H198V264H264V254L262 253V244H263V242H262V240H263V237L262 236H258V235H255V233H254V231H251L250 229V231L248 232V231H246L247 233L245 234V236H246V238H247V240H246V242H243L242 240H241V237L235 242V243H238V246H236V244L233 246H229L230 245V243H229V245H228V247H227V245H225L224 247L222 246H218V247H216V249H205V248H202L201 246L202 245H199V246H197V245H195L194 244V238H195V236H202V234H204V233H207V232H210V230L212 229L211 228V225H202V224H200V220H198L197 218L196 219H193L192 220V222H190L191 220H189V218H191V217H189L188 218V222H190L189 224L188 223H186V219H185V217H186V215H185V212L184 213H180V210L179 209H177V208H179L177 205H175L177 208V210L179 211L178 213L180 214V218H181V220L180 219H178L179 218V216L177 217V213H176V220H178V221H173V220H171V219H173L175 216H171V215H169V212L170 211H174V210H168L169 209V207H170V205L168 206V204H166V201L164 202V200H163V202H159L158 204ZM167 203H169V202H167ZM185 203V202H184ZM68 204V203H67ZM119 204V203H118ZM118 204H116L118 207H119V205ZM138 204V203H137ZM148 204H149V202H148ZM150 204H151V202H150ZM181 204H183V203H181ZM196 204V203H195ZM105 205L103 206V204L101 205V206H103V209H104V207H105ZM116 205H114V207H117ZM128 205H130V202H129V204ZM141 205V204H140ZM178 205H180V204H178ZM57 206V207H56ZM98 206V205H97ZM96 206V207H97ZM100 206V205H99ZM100 206V207H101ZM109 206H111L110 205V203H109ZM123 206L125 207V205H122V208H123ZM127 206V205H126ZM168 206V207H167ZM174 206V207H175ZM95 206H94V210H95V208H96ZM112 208H113V206H111ZM118 207L117 208H115L116 209V211H117V209H118ZM129 207V208H130ZM183 207H184V205H183ZM183 207H181L180 209H182ZM102 208V207H101ZM111 209L110 207H108V205H107V210H109V209ZM150 208V209H149ZM59 209V208H58ZM63 209V208H62ZM61 209V210H62ZM92 208H91V210H93ZM103 209H98V208H96V210H97V215H96V217L98 216H100L101 214H102V211L101 210H103ZM114 209V210H115ZM170 209H171V207H170ZM174 209V208H173ZM184 209V211L187 209V207H186V209L185 208H183ZM189 209V208H188ZM202 209V208H201ZM64 210V209H63ZM96 210H95V212H96ZM99 210V211H98ZM104 210H106V207H105V209ZM113 210V209H112ZM122 210V209H121ZM167 210L169 211V212H167ZM59 211H60V209H59ZM116 211H113V212H116ZM127 211V210H126ZM93 213H94V211H92ZM112 211H110L109 210V215L110 214H112L111 213ZM122 212V211H121ZM151 212V213H152ZM181 212H183V210H181ZM91 213V211L89 212V214ZM104 213V212H103ZM106 213H107V211H106ZM106 213H104V214H106ZM118 214H119V212H117ZM171 214H172V212H170ZM175 213V212H174ZM173 213V214H174ZM92 214V213H91ZM94 214H96V213H94ZM94 214L92 215V216H94ZM108 214V213H107ZM106 214V215H107ZM115 214V213H114ZM113 214V215H114ZM118 214H117V216H118ZM154 214V215H155ZM172 214V215H173ZM182 214V215H181ZM183 214H184V216H183ZM109 215H107L108 216V218H109ZM153 215V214H152ZM89 216V215H88ZM102 216V215H101ZM115 216V215H114ZM111 216V218H112V221H110V223H114V221H113V219L115 218V217H117V216ZM172 218H171V217ZM183 216V217H182ZM95 217V216H94ZM96 217H95V219H96ZM105 217V216H104ZM104 217H102V219L104 218ZM114 217V218H113ZM188 217V216H187ZM196 217V216H195ZM107 218V217H106ZM105 218V219H106ZM107 218V219H108ZM118 218V217H117ZM182 218H184L183 220H182ZM94 219V218H93ZM100 219V221H101V223L103 224V220L101 219V217H99V218H97L95 221H97L98 223H99V225H101L102 226V230H104L103 229V226H105V224H106V221H109L110 219H106L104 222H105V224H101L98 220ZM116 219V218H115ZM117 220H119V219H116V222H117ZM44 221H48V222H50V225H49V223H48V225L50 226V230H49V232L47 233L46 232V230H44V228H42L43 227V225H45V224H42V226H41V222H44ZM213 221V220H212ZM210 222V221H209ZM108 223V222H107ZM112 223V225H115V224H113ZM47 225V226H48ZM107 225H109V223L107 224ZM111 225V224H110ZM109 225V226H110ZM111 225V226H112ZM109 226H107V227H109ZM117 226H119V225H117L116 224V227ZM187 226H188V228H187ZM45 227H46V225H45ZM100 227V226H99ZM107 227H106V232H107ZM114 229L116 228V227H114V226H112ZM111 227V228H112ZM120 227V226H119ZM216 227V226H215ZM101 228V227H100ZM111 228H109L110 230H111ZM118 228V227H117ZM185 228H187V230H188V233H187V230H186V235L184 234L183 236L181 235V233L182 232H184L185 231ZM94 229V230H93ZM98 229V228H97ZM116 230V229H115ZM174 231V233H175V238H177L176 240H178V242L176 243V245H173L172 246V241H169V237H171V236H173L172 234H171V232L172 231ZM246 230V229H245ZM46 233H45V232ZM109 231V230H108ZM114 231V230H113ZM90 232V231H89ZM111 232V231H110ZM216 232V231H215ZM100 234H102V235H104V233H105V231H104V233H101V232H99ZM211 233V232H210ZM245 233V232H244ZM97 234V235H96ZM106 234V233H105ZM183 234V233H182ZM96 235V236H95ZM171 235V236H170ZM235 235H237V234H235ZM240 235H241V233H240ZM68 235L66 234V236L64 237L65 239H66V237H67ZM90 236H91V233H90ZM89 236V237H90ZM242 236V235H241ZM119 237V236H118ZM64 238H62L61 240H60V242H62V244H65L66 245V241L64 240ZM90 238H92V237H90ZM115 238V237H114ZM174 238V237H173ZM174 238V239H175ZM48 239V238H47ZM69 239V238H68ZM92 241H93V239H91ZM95 240H96V238H95ZM98 240H96V241H93L94 243H96ZM104 240V241H103ZM244 240V241H245ZM46 241V240H45ZM175 241V240H174ZM29 242V243H28ZM35 242V243H36ZM170 242L172 243L171 245H170ZM232 242V241H231ZM93 243V244H94ZM175 243V242H174ZM239 243H240V245H239ZM31 244V243H30ZM61 244V243H60ZM61 244V245H62ZM96 245V244H95ZM94 245V246H95ZM223 245V244H222ZM31 246H32V248H33V245H30V248H31ZM116 248H114V247ZM31 248V249H32ZM46 248V247H45ZM48 248V247H47ZM66 248V247H65ZM91 248H92V246H91ZM95 248V249H94ZM20 249H21V251H20ZM30 249V250H31ZM34 250V249H33ZM12 251H14V252H16V255L15 256H13V255H11L10 254V256H13V257H10L9 255H8V252H12ZM32 251V250H31ZM30 251V252H31ZM35 251V252H36ZM39 251H37V252H39ZM43 251H44V249H43ZM33 252V251H32ZM262 253V254H261ZM15 254V253H14ZM174 254V255H173ZM201 256H200V255ZM26 256V255H25ZM34 256V255H33ZM32 256V257H33ZM8 259H10V261L8 260ZM34 259V258H33ZM36 259V258H35ZM183 259H181V260H183ZM0 260H2V259H0ZM5 260V259H4ZM3 260V261H4ZM200 260V259H199ZM89 261V260H88ZM180 260H178V262H179ZM201 261V260H200ZM5 262V261H4ZM4 262H3V264H4ZM10 262V263H11ZM70 262V261H69ZM90 262V261H89ZM183 262V263H184ZM186 262V263H187ZM7 263V262H6ZM50 263V262H49ZM180 263L181 264H183L181 261H180ZM179 263V264H180ZM188 263V264H189ZM38 264V263H37ZM124 264H126V263H124ZM178 264V263H177ZM191 264V263H190Z\"/></svg>",
	"mask_w": 264,
	"mask_h": 264
}]
</instances>
